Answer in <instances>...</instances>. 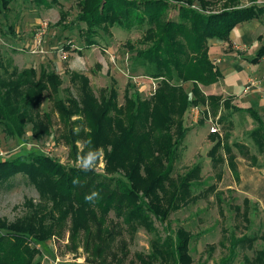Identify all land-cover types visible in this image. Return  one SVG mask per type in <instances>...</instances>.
I'll list each match as a JSON object with an SVG mask.
<instances>
[{
	"label": "rangeland",
	"instance_id": "obj_1",
	"mask_svg": "<svg viewBox=\"0 0 264 264\" xmlns=\"http://www.w3.org/2000/svg\"><path fill=\"white\" fill-rule=\"evenodd\" d=\"M206 1L208 11L219 12L225 7V0ZM242 1L241 6L248 5L249 0ZM259 1L264 6V0ZM80 10L77 0H57L48 7L19 0L10 3L7 9L2 8L0 61L3 66L9 72L16 68L18 74L28 69L52 70L62 78L61 89L54 95L60 99L77 95L70 82L72 73L86 76L97 97L114 89L119 105L124 104L126 96L149 99L159 80L144 77L140 69L134 71L132 62V48L140 47L146 25L99 32L98 44L86 48L85 25L77 21ZM177 11L171 6L167 18L178 20ZM259 19L255 39L263 32L264 14ZM243 24H238L242 27L236 30L248 26ZM227 45L222 60L228 63L221 66L228 68L221 75L227 84L235 83L239 96L228 97L224 91L227 85L221 79L213 85H200L199 89L204 96L230 98V106L249 105L248 108L257 109L264 126V64L254 67L250 63L256 55L251 54L248 46L237 49L230 43ZM252 81L258 84L253 85ZM183 89L192 100V83L184 84ZM53 104L46 93L39 113H49L51 124L49 132L41 137H33L30 124L20 136L8 134L0 126V160L38 151L66 170H86L85 158L94 153L95 160L87 172L101 179H125L126 170L108 166L106 151H111V147L98 154L84 149L81 140L73 147L67 126L60 122ZM76 120V116L71 118V122ZM183 123L188 131L167 177L148 189L152 181L141 170L139 176L144 181L138 183L135 179L132 185L139 196L136 204L145 203L147 207L152 204L156 211V214L147 212L141 205L147 223L136 220L126 225L125 217L117 216L114 210L104 216L97 212V226L86 223L87 228L72 236L75 215L67 200H61L65 193L55 197L50 185L39 190L22 174L0 182V221L9 224L22 221L34 207L46 214L53 212L56 218L66 216L58 236L52 235L42 245H30L39 252L35 260L40 264H264V148L259 151L253 139V133L260 130L258 122L247 112H234L219 103L213 107L190 106ZM212 126L217 129L215 134L210 131ZM216 140L220 147L211 155ZM224 146L231 147L232 159ZM216 157L223 162L213 161ZM162 164L164 168L156 170L155 177L170 167L165 160ZM189 173L193 174L188 178ZM179 187L181 190L176 192ZM41 192H47V197ZM143 192L154 195L145 197ZM177 238L182 260H176L173 255Z\"/></svg>",
	"mask_w": 264,
	"mask_h": 264
},
{
	"label": "trees",
	"instance_id": "obj_2",
	"mask_svg": "<svg viewBox=\"0 0 264 264\" xmlns=\"http://www.w3.org/2000/svg\"><path fill=\"white\" fill-rule=\"evenodd\" d=\"M17 1L0 0V14L2 8L7 9L10 3ZM21 1L46 7L57 2ZM77 4L81 6L77 21L85 25L83 43L86 48L98 44L99 32L114 27L130 30L133 26L142 28L146 25L139 41L140 47L132 48V62L134 71L140 69L144 77L159 80L153 95L149 99L126 96L124 104L119 105L114 89L97 97L86 76L72 73L70 82L77 95L60 99L54 95L61 89L62 78L52 70L41 68L37 72L28 69L18 74L16 68L9 72L0 61V126L15 136L22 135L24 127L29 124L33 137L48 133L51 115L39 113L47 93L54 101V111L60 122L67 126L68 139L73 142V147L77 140L83 142L84 149L96 154L111 147V151H106L108 166H117L128 174L125 179H101L87 170H66L48 156L30 151L26 156L0 160V182L22 174L39 190L50 185L55 197L58 193H65L67 198L63 196L61 200H67L70 211L75 215L72 221L74 236L79 229L87 228L86 223L97 226V212L104 216L114 210L117 216L125 217L126 225L136 220L147 223V215H142V206L147 212L156 214L152 204L148 207L145 203L136 204L139 196L132 185L135 179L138 183L144 181L139 176L141 170L145 178L152 181L148 189L167 177L170 164L188 131L183 117L190 106L209 104L213 107L220 103L225 109L247 112L258 122L257 129L260 130L258 134L253 133V139L259 151L263 150L264 126L256 110L230 106V98L204 96L199 89L200 85H213L222 79L209 58L208 41L217 39L230 43L234 27L259 18L263 14L262 9L240 7L239 0H225V7L219 12L208 11L209 2L206 0H77ZM171 6L177 8L178 20L167 18L166 13ZM255 55L250 62L253 65L264 58V44ZM187 83L193 85L192 100L183 89ZM73 116L77 120L71 122ZM173 133L176 134L175 140ZM219 147L220 142L216 140L211 155ZM224 149L232 159L231 147L224 146ZM164 160L170 167L155 177V171L164 168ZM213 161L223 162L217 157ZM74 180L78 182L73 183ZM179 190L180 187L176 192ZM41 193L47 197V192ZM93 193H98V196L86 201L85 197ZM143 193L145 197L154 195V192ZM172 198L175 199V195ZM32 209L22 221L12 224L0 221V264H40L35 260L39 252L30 245H42L52 235L60 234L66 216L60 219L53 212L46 214L38 208ZM59 210L58 207L57 212ZM180 250L177 238L173 251L176 260H182Z\"/></svg>",
	"mask_w": 264,
	"mask_h": 264
},
{
	"label": "crops",
	"instance_id": "obj_3",
	"mask_svg": "<svg viewBox=\"0 0 264 264\" xmlns=\"http://www.w3.org/2000/svg\"><path fill=\"white\" fill-rule=\"evenodd\" d=\"M242 0L241 2H239V5L242 4ZM249 6H256L260 9L263 10V14H264V6L261 5V1L259 0H249L248 1V5H245V6H241L240 7H249ZM261 20L259 18L257 19H254L250 22H245L243 24V26L245 27L246 25H248L247 27L241 29L240 31L236 30L238 29L239 27H242V25H237L235 27V29L231 32L230 34V44H232L233 48H236L237 49H240L239 47L241 46H248L249 47V50L251 52V54L253 53L256 54L258 49L260 48V46L262 44H264V29H263V32H261L258 36H260L259 38H254L255 36V33L259 31V29H257L260 25H259V22ZM227 42L225 41H221V40H217V39H211L208 41V47H209V58L213 61V63L215 64V66L217 67V69L219 70V72L222 74L223 69L225 68H228L227 67H222L221 65H223L224 63H228L227 61H223L222 58V51L226 50L227 48ZM251 48H252V51H251ZM264 64V58L261 60V62H259V64L257 65H254V67H260L261 65ZM219 66H221L219 68ZM222 69V71H221ZM223 81V83H225L227 86L226 88H224V91H226L225 93H227L228 97H232L234 96L236 99L237 96H239V93H237L235 91V88H234V85L235 83L234 82H226V79H221ZM253 80H258V79H253ZM259 82H261L259 80ZM213 95V94H212ZM214 96H217V95H214ZM220 96V95H218ZM222 98H225L224 96H222ZM249 106V105H248ZM248 106H245V108H248ZM236 107H240V106H236ZM241 108V107H240ZM251 108V107H249ZM253 109V108H252ZM255 110V109H254ZM257 111V109H256Z\"/></svg>",
	"mask_w": 264,
	"mask_h": 264
},
{
	"label": "clouds",
	"instance_id": "obj_4",
	"mask_svg": "<svg viewBox=\"0 0 264 264\" xmlns=\"http://www.w3.org/2000/svg\"><path fill=\"white\" fill-rule=\"evenodd\" d=\"M94 160H95V154L89 153L88 156L85 158L84 168L86 170L90 169ZM77 182L78 181L75 180L73 181V183H77ZM95 196H98V193H93L92 195L86 196L85 199L86 201H92Z\"/></svg>",
	"mask_w": 264,
	"mask_h": 264
},
{
	"label": "built area",
	"instance_id": "obj_5",
	"mask_svg": "<svg viewBox=\"0 0 264 264\" xmlns=\"http://www.w3.org/2000/svg\"><path fill=\"white\" fill-rule=\"evenodd\" d=\"M251 83H252L253 85H254V84H258V82H254V81H252ZM210 131H211L212 134H215V133L217 132V129H216L214 126H212V128H211Z\"/></svg>",
	"mask_w": 264,
	"mask_h": 264
}]
</instances>
